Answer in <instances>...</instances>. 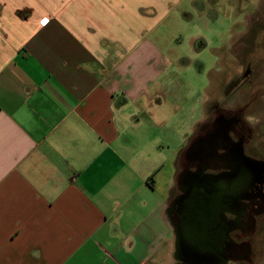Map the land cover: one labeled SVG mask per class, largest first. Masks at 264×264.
Returning <instances> with one entry per match:
<instances>
[{
  "label": "crops",
  "instance_id": "0c3cea01",
  "mask_svg": "<svg viewBox=\"0 0 264 264\" xmlns=\"http://www.w3.org/2000/svg\"><path fill=\"white\" fill-rule=\"evenodd\" d=\"M223 6L235 25L216 73H236L226 45L241 48L264 0H0V264L181 263L167 212L178 160L222 98L194 116L171 96L163 44L185 8L212 29ZM253 248L226 264H264V241Z\"/></svg>",
  "mask_w": 264,
  "mask_h": 264
},
{
  "label": "flooded vegetation",
  "instance_id": "af4514ba",
  "mask_svg": "<svg viewBox=\"0 0 264 264\" xmlns=\"http://www.w3.org/2000/svg\"><path fill=\"white\" fill-rule=\"evenodd\" d=\"M246 25L249 32L238 42L253 57L226 81L221 102L209 103L206 120L178 160L177 192L167 212L180 264L251 260L255 231L264 224V141L256 131L259 122L248 119L263 91L254 86L264 73V20ZM230 96L242 103L225 107Z\"/></svg>",
  "mask_w": 264,
  "mask_h": 264
},
{
  "label": "rangeland",
  "instance_id": "374dc122",
  "mask_svg": "<svg viewBox=\"0 0 264 264\" xmlns=\"http://www.w3.org/2000/svg\"><path fill=\"white\" fill-rule=\"evenodd\" d=\"M186 12V22L183 27L178 30L172 31L171 34L164 40V46L167 50L165 57L168 63V70L166 75L172 80L171 88L169 93L171 96L176 98H183L187 101L188 105L193 106V115H197V110L201 108V102L204 99L219 98L221 99V85L223 81H229L234 72L230 67L226 71H222L220 68L218 73H216V48L219 46V41L227 43L230 37V28L235 25L233 8L228 6H223L215 8V11H219L221 14V21L217 22L219 28H223L226 32L223 35L215 26V28L210 29L205 23H201V16L199 15L198 9L185 8ZM190 14V15H189ZM238 22V20H237ZM203 36L207 46L201 50H196L190 43V37ZM221 37V38H220ZM220 38V39H219ZM219 39V41H218ZM237 42V40H235ZM244 45L250 43L248 39L243 38ZM235 42L234 47L230 44L226 45V62L231 64V58L228 53H232L235 50L236 61L240 64H244L250 60L252 49L239 48L238 43ZM243 45V44H242ZM230 46V47H229ZM247 47H249L247 45ZM246 50H249L248 52ZM249 53V54H246ZM229 56V58H228ZM202 65V66H199ZM241 66V65H240ZM259 76V75H258ZM264 80V73L256 78V81ZM264 84V83H263ZM264 99V97H263ZM236 103H242V98L237 96H230L225 102V107L235 106ZM184 104V103H183ZM190 105V107H191ZM255 110H252L254 114L260 118L254 120L256 117L251 114L248 115L249 121L251 123H258L257 133L261 134L260 140L264 141V104L261 102L256 106ZM197 131V130H196ZM196 131L194 133H196ZM175 191L174 193H176ZM173 194V193H172ZM264 241V224L259 225L254 234L253 244L261 243ZM179 261V260H178ZM148 264H173L172 256H166L161 254L157 259L150 261Z\"/></svg>",
  "mask_w": 264,
  "mask_h": 264
},
{
  "label": "water",
  "instance_id": "95a60500",
  "mask_svg": "<svg viewBox=\"0 0 264 264\" xmlns=\"http://www.w3.org/2000/svg\"><path fill=\"white\" fill-rule=\"evenodd\" d=\"M203 234H205V233L203 232Z\"/></svg>",
  "mask_w": 264,
  "mask_h": 264
}]
</instances>
